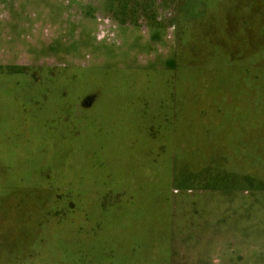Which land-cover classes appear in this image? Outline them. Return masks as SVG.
<instances>
[{
    "label": "rangeland",
    "instance_id": "374dc122",
    "mask_svg": "<svg viewBox=\"0 0 264 264\" xmlns=\"http://www.w3.org/2000/svg\"><path fill=\"white\" fill-rule=\"evenodd\" d=\"M205 1L194 7L180 0H0V74L36 72L46 80L91 63L163 62L173 50L178 16L190 12L187 32L180 33V71L206 81L232 78L235 125L232 186L222 180L229 190L196 194L195 215L216 222L220 237L211 262L264 264V0ZM49 149L28 148L19 162L0 156V190H23L24 198L10 207L18 214L1 202L0 264L132 261L109 252L113 234L107 229L75 234L79 226L71 224L67 203L70 156L52 163ZM190 203L185 207L193 208ZM157 255L139 253L136 264H160Z\"/></svg>",
    "mask_w": 264,
    "mask_h": 264
},
{
    "label": "crops",
    "instance_id": "0c3cea01",
    "mask_svg": "<svg viewBox=\"0 0 264 264\" xmlns=\"http://www.w3.org/2000/svg\"><path fill=\"white\" fill-rule=\"evenodd\" d=\"M189 2L207 5L181 0ZM180 15L163 62L79 66L69 124V220L80 236L101 228L113 234L109 252L132 260L121 264H136L144 252L158 254L160 264H214L216 222L195 215L194 204L196 194L229 190L222 180L232 186V78L182 74L180 33L191 14ZM22 192L0 190V207L6 200L17 213L10 207L23 202Z\"/></svg>",
    "mask_w": 264,
    "mask_h": 264
},
{
    "label": "trees",
    "instance_id": "16d2710c",
    "mask_svg": "<svg viewBox=\"0 0 264 264\" xmlns=\"http://www.w3.org/2000/svg\"><path fill=\"white\" fill-rule=\"evenodd\" d=\"M73 69L69 68L67 75L46 80H39L36 72L18 75V69L12 70L17 73L14 76L0 74V156L3 154L5 161H22L28 148L44 154V148L49 147L48 161L52 163L68 155L70 118L81 80L77 76L80 68ZM67 169L69 174V163Z\"/></svg>",
    "mask_w": 264,
    "mask_h": 264
}]
</instances>
